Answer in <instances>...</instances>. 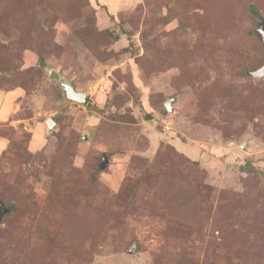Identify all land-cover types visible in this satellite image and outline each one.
<instances>
[{
    "label": "rangeland",
    "instance_id": "1",
    "mask_svg": "<svg viewBox=\"0 0 264 264\" xmlns=\"http://www.w3.org/2000/svg\"><path fill=\"white\" fill-rule=\"evenodd\" d=\"M262 22L264 0H0V264H264Z\"/></svg>",
    "mask_w": 264,
    "mask_h": 264
},
{
    "label": "water",
    "instance_id": "2",
    "mask_svg": "<svg viewBox=\"0 0 264 264\" xmlns=\"http://www.w3.org/2000/svg\"><path fill=\"white\" fill-rule=\"evenodd\" d=\"M258 32L262 36L263 41H264V22H262L260 24V27L258 28ZM49 73L51 76H53L54 70L50 69ZM249 74H251L252 76H255V77H264V64L261 67L257 68L256 70L249 72ZM59 82H60V85L63 87L68 99L79 101V102H82L84 104L88 101L89 94L87 92H82V91L76 90V88L73 85L67 83L66 81L60 80ZM173 101H174V99H170L166 103V106H167V108H169V110H173L172 109ZM47 122L49 124V127H51L53 124L52 119H48Z\"/></svg>",
    "mask_w": 264,
    "mask_h": 264
},
{
    "label": "trees",
    "instance_id": "3",
    "mask_svg": "<svg viewBox=\"0 0 264 264\" xmlns=\"http://www.w3.org/2000/svg\"><path fill=\"white\" fill-rule=\"evenodd\" d=\"M262 39H263V38H262ZM0 208H2V203H1V202H0ZM4 211L7 212V210H4ZM5 212H4V213H5Z\"/></svg>",
    "mask_w": 264,
    "mask_h": 264
}]
</instances>
